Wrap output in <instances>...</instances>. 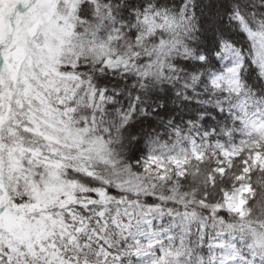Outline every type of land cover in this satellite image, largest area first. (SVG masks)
<instances>
[{"label": "snow or ice", "instance_id": "snow-or-ice-1", "mask_svg": "<svg viewBox=\"0 0 264 264\" xmlns=\"http://www.w3.org/2000/svg\"><path fill=\"white\" fill-rule=\"evenodd\" d=\"M0 264H264V0H0Z\"/></svg>", "mask_w": 264, "mask_h": 264}]
</instances>
